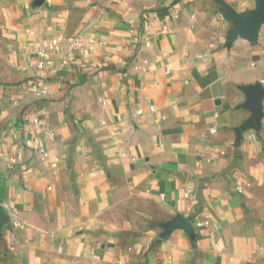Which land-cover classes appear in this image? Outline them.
<instances>
[{"label":"crops","instance_id":"obj_1","mask_svg":"<svg viewBox=\"0 0 264 264\" xmlns=\"http://www.w3.org/2000/svg\"><path fill=\"white\" fill-rule=\"evenodd\" d=\"M263 11L0 0V264H264Z\"/></svg>","mask_w":264,"mask_h":264},{"label":"water","instance_id":"obj_2","mask_svg":"<svg viewBox=\"0 0 264 264\" xmlns=\"http://www.w3.org/2000/svg\"><path fill=\"white\" fill-rule=\"evenodd\" d=\"M264 24V11L262 12V14L256 18L255 20V26L253 28V30L250 32V36L251 37H257L258 33H259V30L261 28V26ZM255 91L254 93V96H255V99H254V106L256 108V110L258 111V115H260V109L257 105V102H256V97L257 95H260V94H263V90L261 87H257L253 90V92ZM4 221H5V216L4 214L0 211V226L2 224H4ZM183 228L187 233H191L192 232V227L191 225L186 222L184 219L182 218H178L173 224L169 225V229L171 228L172 230L174 229H177V228Z\"/></svg>","mask_w":264,"mask_h":264},{"label":"built area","instance_id":"obj_3","mask_svg":"<svg viewBox=\"0 0 264 264\" xmlns=\"http://www.w3.org/2000/svg\"><path fill=\"white\" fill-rule=\"evenodd\" d=\"M54 44H57V40H54ZM0 189H1V183H0Z\"/></svg>","mask_w":264,"mask_h":264}]
</instances>
